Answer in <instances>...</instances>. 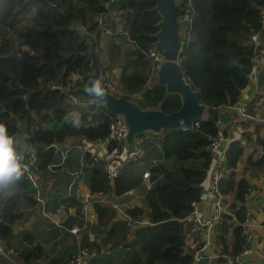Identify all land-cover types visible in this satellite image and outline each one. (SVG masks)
Masks as SVG:
<instances>
[{"label":"trees","instance_id":"obj_1","mask_svg":"<svg viewBox=\"0 0 264 264\" xmlns=\"http://www.w3.org/2000/svg\"><path fill=\"white\" fill-rule=\"evenodd\" d=\"M105 1L0 0V123L14 138L20 132L26 135V149H35L36 172L81 169L91 193L106 194L108 199L112 192L123 196L144 188L142 194L140 191L142 205L126 209L135 221L133 225L116 217L110 202L95 197L94 227L104 232L101 244L109 243V248L100 251V245L93 242L88 248L95 254L89 264H193V251L185 245L191 202L199 201L203 193L202 183L215 154L210 148L212 138L219 130L226 134L219 119L228 109L222 106L237 103L249 83L255 54L253 35L264 39V0H192L190 26L180 30L183 43L179 61L187 80L199 91L200 101L206 104L205 114L197 119L198 125L187 129L143 132L149 138L142 144V153L126 161L112 183L102 159L93 160L89 152H82L83 162H78L80 153L62 146L69 137L103 138L109 134V123L118 118L95 99L85 100V107L80 108L82 97L69 91L84 85L91 71L89 36L95 39L101 75L119 65L115 94L130 99L132 93L140 91L142 97L135 100L141 108L165 112L179 108L180 96L166 92L156 80L145 87L151 67L147 50L154 44L160 19L154 4L133 2L129 8L110 14ZM100 16L111 29L104 41ZM77 75H82V80L74 78ZM261 76L264 84V71ZM72 95L78 96L79 103H72ZM154 139L158 140L156 145ZM258 143L264 146V142ZM244 149L238 139L231 140L225 149L219 188L228 197V211L215 225L220 253L212 259L204 255L198 264H226L228 257L239 254L245 246L242 228L236 222L246 212L245 194L250 186L245 177L237 176ZM249 164L264 168V156L250 157ZM145 170L149 171L148 187L142 177ZM28 182L24 175L17 182L15 191L5 198L0 219V241L15 250L20 264L47 256L39 243L19 249L13 241V225L23 215L22 202L43 198L37 192L35 199L38 184ZM144 219L148 222L142 223ZM22 236L27 241L33 239L30 233ZM71 255L42 264H69ZM0 264L9 263L0 258Z\"/></svg>","mask_w":264,"mask_h":264},{"label":"crops","instance_id":"obj_2","mask_svg":"<svg viewBox=\"0 0 264 264\" xmlns=\"http://www.w3.org/2000/svg\"><path fill=\"white\" fill-rule=\"evenodd\" d=\"M264 22V19H263ZM101 40L104 41L108 35L102 32ZM255 44V54L253 56V63L257 66L258 72L255 79L249 81L247 86L241 91L240 98L237 102L244 99L250 100V108L255 111L259 117L264 118V84L262 83V72L264 71V39L259 37V34H254L252 38ZM112 77L118 84L119 65H115L112 70ZM75 78V77H74ZM256 86L260 87V92L256 91ZM235 109H228L224 111L225 119L223 120L222 128L226 131L223 137L224 148L227 147L231 140L238 139L242 141L245 149L242 158L237 167V176L245 177L250 184V192L245 203L247 211L256 216L258 225L255 228L254 239L251 242L252 252L243 255L242 259L246 264H264V168L257 169L249 164V158H253V151L262 145L259 141L264 142V119L259 121H248L236 115ZM26 135L20 132L15 140L16 147L25 150L27 147ZM84 141V138H67L62 146L68 151L75 149L74 153L79 154V160L83 162L82 151L77 152L78 145ZM157 139H154L156 145ZM93 153L99 152L103 154V148L96 144ZM159 145L155 147L157 149ZM92 153L91 151H89ZM82 164V163H81ZM79 174L64 171L60 169L55 172L37 174L38 190L35 191V199L37 192L41 195L44 202V209L42 210L41 203L36 200L33 203L22 202L23 215L18 219L14 225L13 230L15 234L14 242L19 249L30 246L34 243H39L45 249L47 256L36 261L32 260L29 264H42L46 260L54 257L67 256L76 252L77 246L83 243L86 247H91L99 244L100 251L108 250L109 243L101 244V237L104 232L94 227L97 224V214L94 210L93 200L97 193H91L87 182L81 169ZM83 170V169H82ZM210 171L202 183L203 193L197 205V211L201 214H207L209 207L206 201V191L210 179ZM224 174V171H222ZM32 185L31 182H28ZM148 187V183H144ZM143 187L125 193L128 198L116 196L120 203V209H116V217L124 218L127 215L126 209L132 205H142L140 195ZM14 188L10 194L14 192ZM141 191V194H140ZM7 195H0V213L3 209L4 201ZM100 194H98L99 196ZM62 207L57 211V208ZM77 222L80 226L78 234H73L69 231V227ZM144 219L142 223H147ZM189 228L186 231L185 245L187 250L193 251L200 242L205 238L206 231L204 229L191 231ZM22 233H30L33 237L32 241L24 240ZM212 245L209 249L211 255L220 252V245L217 244L215 233L216 228L213 229ZM89 244V246H88ZM91 249V248H90ZM16 256V255H15ZM211 259V258H209ZM230 264V263H228Z\"/></svg>","mask_w":264,"mask_h":264},{"label":"built area","instance_id":"obj_3","mask_svg":"<svg viewBox=\"0 0 264 264\" xmlns=\"http://www.w3.org/2000/svg\"><path fill=\"white\" fill-rule=\"evenodd\" d=\"M115 0H106L105 3L108 6L110 2ZM179 4L180 10L178 14V20L180 22V30L184 26H190L191 20L194 14V7L192 0H176ZM262 16L264 19V9L262 11ZM99 23L103 28V33L108 35L111 33V29L106 25L104 22L103 17L100 16L98 19ZM117 30H121V27L118 26ZM181 32V31H180ZM182 39H181V47L182 48ZM147 56L150 59L151 67L150 73L147 80V84L145 87H151L152 83L156 80L159 68L163 61V56L155 49L154 44L147 50ZM258 72L257 66L252 63L249 72L248 78L249 81L256 78ZM75 78H79L82 80V75H77ZM102 81V86L105 91L115 93L117 89V83L114 81L112 77V73L110 71H105L104 74L100 76ZM256 91L260 92V87L256 86ZM142 97V92H135L131 94L132 100L135 98ZM72 103L76 104L79 103V98L77 95L71 96ZM136 101V100H135ZM235 109L236 115L240 118L248 121H259L261 118L259 115L251 110L250 108V100L244 99L240 102H237L231 106L230 109ZM118 118L113 119L109 123V134L104 136L103 138L97 140H87L84 139L81 143H79L78 148L82 152H89L90 156L93 160H98L99 158L104 161L103 168L105 175L110 183L113 182L114 178L120 174L123 169V166L126 161L131 159H136L142 153V144L146 138H149V135H145L143 133H139L135 136L134 142L132 146H129L125 141L126 135V126L123 122V119L120 115H117ZM221 122V120L219 119ZM193 125H198V122L195 121ZM192 125V126H193ZM182 128L187 129L190 127L183 126ZM223 133L221 130L218 131L217 135L212 138L210 142V148L214 151V159L212 165L210 167V179L207 186L206 191V201L209 207V211L207 214H201L197 211V205L199 201L193 200L191 205L193 209L188 216L189 222V232L204 229L206 231L205 238L200 242L198 247L193 250L194 254V261L193 264H198V261L204 256L207 255L208 258H214L217 254L211 255L209 253V249L212 245V237H213V229H215L216 223L220 220L222 213L228 211V202L225 194H223L219 188V180L222 177V166L225 160V149L223 144ZM92 144H96L99 147L103 148V154L99 152L93 153L94 146ZM111 145V147H109ZM17 152L23 157L21 161L22 165L25 167L24 177L28 179L34 186L37 185V174L35 171L36 167V155L35 149L29 147L26 150H21L16 147ZM67 150H65L64 157L66 156ZM264 156V146L256 148L253 151V158H261ZM73 174H79L80 170H76L72 172ZM148 176L149 171L145 170L143 172V179L147 180L148 186ZM251 188L249 187V191L245 194L247 202V196L250 192ZM133 191V190H131ZM100 195L96 194L97 200L102 202H110L113 207L116 209H120L121 203L118 202L115 198V194L112 192V198L108 199L106 194L99 193ZM39 202L41 203L42 210L44 209V202L41 198H38ZM62 207L57 208V211L61 210ZM234 217V215H233ZM1 219V213H0ZM127 222L131 225L134 224V220L128 214L125 216ZM237 223L242 228L243 235L245 237V246L243 247L242 251L235 255L227 258L226 264H246L243 261L242 256L247 255L252 252L251 242L254 239L255 235V228L258 225V221L255 215L247 211L243 216V218L236 220ZM69 231L73 234H78L80 230V226L77 222H74L69 228ZM216 234V233H215ZM15 250L13 248H6L5 245L0 241V258L5 260L9 264H20V262L15 257ZM220 253V252H218ZM95 254L94 251H91L88 247L83 245H78L76 252L72 254L69 258V264H89L90 258Z\"/></svg>","mask_w":264,"mask_h":264},{"label":"water","instance_id":"obj_4","mask_svg":"<svg viewBox=\"0 0 264 264\" xmlns=\"http://www.w3.org/2000/svg\"><path fill=\"white\" fill-rule=\"evenodd\" d=\"M148 1L154 4L153 10L160 14L156 23L157 30L153 36L155 49L163 56L162 64L157 75V82L165 86L166 92L176 93L180 96L178 109L165 112L161 108H141L132 99L105 91L103 98L90 97L85 89L92 81L101 83L100 56L95 47V39L89 36V50L91 71L84 85L70 89V93L83 98L95 99L104 104L106 109L115 115H120L126 126L125 141L129 146L133 145L137 134L148 132L160 134L162 130L176 129L187 126L192 127L197 119L202 118L206 111V104L200 101L199 91L194 89L187 80L182 65L179 61L181 47L180 22L178 20L179 4L176 0H115L108 4L110 14H114L120 8H129L135 2ZM103 88V86H102ZM222 108L230 109V105ZM224 115L220 120L223 122Z\"/></svg>","mask_w":264,"mask_h":264},{"label":"clouds","instance_id":"obj_5","mask_svg":"<svg viewBox=\"0 0 264 264\" xmlns=\"http://www.w3.org/2000/svg\"><path fill=\"white\" fill-rule=\"evenodd\" d=\"M85 91L93 98L105 96L104 89L97 80L92 81ZM16 143L7 126L0 123V195L10 194L26 170L21 163L23 157L17 152Z\"/></svg>","mask_w":264,"mask_h":264},{"label":"rangeland","instance_id":"obj_6","mask_svg":"<svg viewBox=\"0 0 264 264\" xmlns=\"http://www.w3.org/2000/svg\"><path fill=\"white\" fill-rule=\"evenodd\" d=\"M117 14H118V13H117ZM116 17H117V16H116ZM101 57H102V56H101ZM82 100H83V101H82V103H81L80 106H79L80 108H84V107H85V105H86V101H85V100H87V98H83V97H82ZM152 157H153V155H152ZM254 168L257 169L258 167H254ZM122 197H126V198H128V196H127L126 194H123Z\"/></svg>","mask_w":264,"mask_h":264}]
</instances>
